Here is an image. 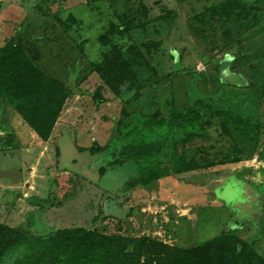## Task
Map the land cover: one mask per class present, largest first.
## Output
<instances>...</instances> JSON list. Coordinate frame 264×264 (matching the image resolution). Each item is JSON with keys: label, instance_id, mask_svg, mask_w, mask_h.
<instances>
[{"label": "rangeland", "instance_id": "1", "mask_svg": "<svg viewBox=\"0 0 264 264\" xmlns=\"http://www.w3.org/2000/svg\"><path fill=\"white\" fill-rule=\"evenodd\" d=\"M19 33L72 92L47 140L0 99V223L38 235L2 264L46 260L49 233L73 227L182 248L232 236L264 259V0H0V47ZM116 60L119 91L98 70Z\"/></svg>", "mask_w": 264, "mask_h": 264}, {"label": "trees", "instance_id": "2", "mask_svg": "<svg viewBox=\"0 0 264 264\" xmlns=\"http://www.w3.org/2000/svg\"><path fill=\"white\" fill-rule=\"evenodd\" d=\"M26 46L19 33L16 41L10 40L0 47V99L10 104L40 139L47 140L72 90L38 69L26 53ZM114 64L112 69L106 63L97 69L104 73L107 84L119 91L123 82L132 80V75L126 73L122 62L116 60ZM215 114L245 133H259L257 123L233 117L228 111ZM173 116L181 118L176 112ZM140 151L147 150H136ZM192 167L190 164L180 170H173L169 165L157 167L147 183L195 168ZM26 224L12 228L0 223V264L25 236H38L30 233ZM49 235L48 238L59 237L58 248L38 264H264V259L251 246L232 236L215 237L200 245L182 248L150 237L126 239L119 234L107 235L84 227L61 228Z\"/></svg>", "mask_w": 264, "mask_h": 264}]
</instances>
